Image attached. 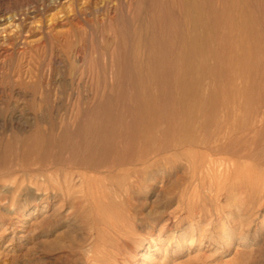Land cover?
Listing matches in <instances>:
<instances>
[{"label":"rangeland","instance_id":"rangeland-1","mask_svg":"<svg viewBox=\"0 0 264 264\" xmlns=\"http://www.w3.org/2000/svg\"><path fill=\"white\" fill-rule=\"evenodd\" d=\"M0 264H264V0H0Z\"/></svg>","mask_w":264,"mask_h":264},{"label":"bare ground","instance_id":"bare-ground-1","mask_svg":"<svg viewBox=\"0 0 264 264\" xmlns=\"http://www.w3.org/2000/svg\"><path fill=\"white\" fill-rule=\"evenodd\" d=\"M197 7V6H196ZM247 72V71H246ZM234 124V123H233ZM235 125V124H234ZM173 150H175V149H173ZM223 166V165H222ZM228 166V165H227ZM221 169V168H220ZM228 169V168H227ZM171 174V173H170ZM222 175H223V173H222ZM74 177V176H73ZM101 184V183H100ZM208 186V185H207ZM197 231V230H196ZM200 235V234H199ZM203 236V235H202ZM193 237V236H192ZM93 238V237H92ZM180 238V237H179ZM203 238V237H202ZM192 239V238H191ZM194 239V238H193ZM164 240V237H160L158 240H153V241H155V243L157 244V245H159V244H161L160 242L161 241H163ZM179 241H180V239H179ZM124 243V242H123ZM90 248V247H89ZM149 249V248H148ZM177 251V250H176ZM88 252V251H87ZM91 253V252H90ZM93 255V254H92ZM97 263V262H96Z\"/></svg>","mask_w":264,"mask_h":264}]
</instances>
